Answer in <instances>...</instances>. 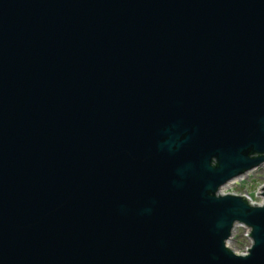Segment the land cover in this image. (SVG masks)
I'll return each instance as SVG.
<instances>
[{"label": "water", "instance_id": "1", "mask_svg": "<svg viewBox=\"0 0 264 264\" xmlns=\"http://www.w3.org/2000/svg\"><path fill=\"white\" fill-rule=\"evenodd\" d=\"M262 164L264 0H0V264H264Z\"/></svg>", "mask_w": 264, "mask_h": 264}, {"label": "rangeland", "instance_id": "2", "mask_svg": "<svg viewBox=\"0 0 264 264\" xmlns=\"http://www.w3.org/2000/svg\"><path fill=\"white\" fill-rule=\"evenodd\" d=\"M264 184V164L247 172L240 179L233 180L225 184L221 191L224 193L247 195L253 203H259V188ZM244 231L241 228H234L228 246L238 253H243L244 249L249 246V241L243 237Z\"/></svg>", "mask_w": 264, "mask_h": 264}, {"label": "clouds", "instance_id": "3", "mask_svg": "<svg viewBox=\"0 0 264 264\" xmlns=\"http://www.w3.org/2000/svg\"><path fill=\"white\" fill-rule=\"evenodd\" d=\"M248 207H250V208H264V204H261V205H259V206H256V207H253V206H251V205H247ZM252 240V239H251ZM253 243H254V241L252 240V244H251V247L253 246ZM250 247V248H251ZM249 248V249H250ZM248 252V251H247ZM247 252H244V253H239V254H241V255H247Z\"/></svg>", "mask_w": 264, "mask_h": 264}, {"label": "snow or ice", "instance_id": "4", "mask_svg": "<svg viewBox=\"0 0 264 264\" xmlns=\"http://www.w3.org/2000/svg\"><path fill=\"white\" fill-rule=\"evenodd\" d=\"M247 255H248V252H247ZM247 255H246V256H247ZM234 256H235V257H239V258H245V257H246L245 255H241V254H239V253H238V254H235Z\"/></svg>", "mask_w": 264, "mask_h": 264}]
</instances>
